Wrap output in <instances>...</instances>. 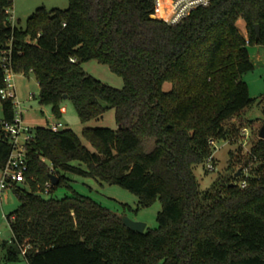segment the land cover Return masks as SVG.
<instances>
[{
    "label": "trees",
    "instance_id": "trees-1",
    "mask_svg": "<svg viewBox=\"0 0 264 264\" xmlns=\"http://www.w3.org/2000/svg\"><path fill=\"white\" fill-rule=\"evenodd\" d=\"M11 5L0 0V59L10 51L14 72H33L39 102L55 114L67 95L81 122L113 108L117 128L84 127L93 150L69 128H32L25 179L11 185L19 205L6 216L4 261L22 255L28 264H264V139L246 156L230 151L227 173L206 189L193 173L197 164L207 169L209 157L215 166L209 140L236 142L237 128L224 122L253 102L242 75L253 69L247 43L264 45V0H210L177 23L153 16L155 0H68L64 9L36 8L24 27L10 23ZM91 59L123 86L84 71ZM0 105L1 168L11 149L2 122L15 110L9 98L0 96ZM68 171L119 184L142 206L158 197L157 226L134 231L89 196L42 194L49 174L58 177L51 192ZM243 177L247 186L240 188Z\"/></svg>",
    "mask_w": 264,
    "mask_h": 264
},
{
    "label": "rangeland",
    "instance_id": "rangeland-1",
    "mask_svg": "<svg viewBox=\"0 0 264 264\" xmlns=\"http://www.w3.org/2000/svg\"><path fill=\"white\" fill-rule=\"evenodd\" d=\"M40 6L47 9H64L68 6V0H12L11 12L14 23L17 26L24 27L26 19ZM160 18L163 19V17ZM236 25L239 32L246 36L247 29L244 20L238 19ZM246 47L253 69L244 73L242 79L248 86V93L253 102L245 107L240 114L224 122L225 127L237 128V139L235 143L224 139L214 141L212 155L215 168L206 169L203 164L193 166V173L202 190L208 188L218 175L227 173L226 168L229 164L230 151H238L241 156H246V153L258 138L259 128L264 123V45L247 43ZM82 67L84 71L100 79L105 84L116 88L123 86L122 78L112 72L106 64L91 59L83 62ZM13 76L16 97L21 102L23 120L25 125L31 129L36 126H47L52 122H61L63 129H71L88 149L93 150L90 142L82 134L84 127L117 128L113 108H107L98 118L81 122L72 101L69 98H64L59 103L58 114H55L51 105L39 102V89L33 72L30 71L27 74L14 72ZM30 94L33 95V98H29ZM1 118L2 109L0 105ZM244 128H246V131L243 133ZM46 162L48 163L47 160ZM73 163L78 164L79 162L74 161ZM81 166L86 168L85 164H81ZM236 166L238 164L234 165L235 168ZM238 169L240 167H237ZM64 175L68 178L66 183H60L51 192L42 191V194L58 198L71 193L86 195L119 216H127L132 220L144 222L146 227L154 228L157 226L156 214L161 208V201L158 197L150 204L142 206L135 193L119 184L100 181L90 175H81L69 171L64 172ZM18 205L19 201L14 190L11 187L7 188L0 196V264H28L22 255L17 260L8 262L4 261L3 258L2 242L9 240L11 237V230L6 216Z\"/></svg>",
    "mask_w": 264,
    "mask_h": 264
},
{
    "label": "built area",
    "instance_id": "built-area-1",
    "mask_svg": "<svg viewBox=\"0 0 264 264\" xmlns=\"http://www.w3.org/2000/svg\"><path fill=\"white\" fill-rule=\"evenodd\" d=\"M210 0H169L168 4L163 6L166 15L162 16L163 20L168 23H177L181 19L185 18L193 9L197 7H204L209 4ZM156 5V4H155ZM8 14L9 21L14 25V17L11 12V7L5 9ZM1 66L4 70V86L0 88V96L2 98H9L12 101L14 107V117L12 121H3L2 128L9 137L11 149L8 158L3 167L0 168V196L4 193L7 188L15 182H23L25 179L24 172L27 169L25 151L26 143L32 138V129L25 125L22 115L21 102L16 97V89L14 85V71L11 67L10 51L6 54L3 53L1 56ZM71 61H74L71 58ZM29 98H33L30 94ZM52 131H58L63 129L61 122H52L47 125ZM246 128L243 129V133ZM211 144L213 140H209ZM213 156V155H212ZM211 157H209L206 167L207 169H214L215 166L212 164ZM243 174L246 177L248 175V168H243ZM53 185L50 180L45 182L42 191L50 192V187ZM238 186L244 188L247 186V181L243 177L238 181ZM1 232V231H0Z\"/></svg>",
    "mask_w": 264,
    "mask_h": 264
},
{
    "label": "water",
    "instance_id": "water-1",
    "mask_svg": "<svg viewBox=\"0 0 264 264\" xmlns=\"http://www.w3.org/2000/svg\"><path fill=\"white\" fill-rule=\"evenodd\" d=\"M254 30H255L256 36L258 37L259 36V25L258 24L254 25ZM66 97L67 95H64V98ZM258 137L264 139V123L259 128ZM240 171L241 170L238 169L237 172L235 173V176H238L240 174ZM49 179L53 185H56L58 183V177L55 174H52V173L49 174ZM121 218H122L123 223L134 231L142 232L144 231L146 227V224L144 222L132 220L128 218L127 216H121Z\"/></svg>",
    "mask_w": 264,
    "mask_h": 264
},
{
    "label": "crops",
    "instance_id": "crops-1",
    "mask_svg": "<svg viewBox=\"0 0 264 264\" xmlns=\"http://www.w3.org/2000/svg\"><path fill=\"white\" fill-rule=\"evenodd\" d=\"M169 0H155V12L156 14L154 15L155 17H162L166 15L167 12L163 9V6L168 4Z\"/></svg>",
    "mask_w": 264,
    "mask_h": 264
}]
</instances>
